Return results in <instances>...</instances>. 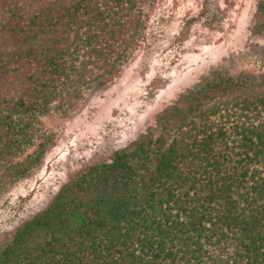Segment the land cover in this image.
I'll return each mask as SVG.
<instances>
[{
	"label": "trees",
	"instance_id": "trees-1",
	"mask_svg": "<svg viewBox=\"0 0 264 264\" xmlns=\"http://www.w3.org/2000/svg\"><path fill=\"white\" fill-rule=\"evenodd\" d=\"M153 1L0 0V195L42 166L53 139L41 119L118 76ZM200 16L216 24L220 11L203 0ZM257 57L260 74L211 69L69 176L0 236V264H264V48Z\"/></svg>",
	"mask_w": 264,
	"mask_h": 264
},
{
	"label": "rangeland",
	"instance_id": "rangeland-1",
	"mask_svg": "<svg viewBox=\"0 0 264 264\" xmlns=\"http://www.w3.org/2000/svg\"><path fill=\"white\" fill-rule=\"evenodd\" d=\"M202 2L142 3V40L118 76L86 92L67 115L51 112L41 119L52 145L33 175L0 195V236L43 207L82 166L106 159L154 125L160 111L211 69L222 66L240 76L262 72L257 55L264 36L254 27L260 2L208 0L220 11L216 24L201 18Z\"/></svg>",
	"mask_w": 264,
	"mask_h": 264
}]
</instances>
